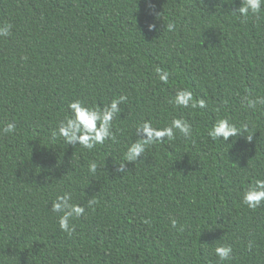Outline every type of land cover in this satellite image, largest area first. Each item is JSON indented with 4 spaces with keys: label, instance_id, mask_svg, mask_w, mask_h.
<instances>
[{
    "label": "trees",
    "instance_id": "1",
    "mask_svg": "<svg viewBox=\"0 0 264 264\" xmlns=\"http://www.w3.org/2000/svg\"><path fill=\"white\" fill-rule=\"evenodd\" d=\"M240 6L0 0V26L11 25L0 37V129L16 126L0 134V264H264V204L241 199L264 179V106L245 101L264 96V6L247 17L233 14ZM182 88L207 106L174 107ZM122 95L115 141L87 150L53 138L70 102L103 108ZM175 118L192 125L190 138L177 131L124 159L138 125ZM224 118L247 125L245 136L213 142L208 131ZM65 193L85 207L71 236L51 211ZM221 246L232 248L228 261L215 254Z\"/></svg>",
    "mask_w": 264,
    "mask_h": 264
},
{
    "label": "clouds",
    "instance_id": "2",
    "mask_svg": "<svg viewBox=\"0 0 264 264\" xmlns=\"http://www.w3.org/2000/svg\"><path fill=\"white\" fill-rule=\"evenodd\" d=\"M264 6V0H241V6L237 12L240 17H247L250 13L258 15ZM154 25H149L151 30ZM175 28L174 23L167 25V30L172 31ZM11 25L5 24L0 26V37L10 35ZM156 75L162 84H167L169 81V72L156 68ZM126 96H120L113 99L109 105L100 108L98 106H88L81 100H75L68 104L70 115L60 120L58 126L52 132L53 138H62L67 145L79 146L87 150H93L98 144H104L105 141H115V135L112 131L113 120L120 111L119 105L126 102ZM247 108L255 111L259 106H264V96L255 98L245 97ZM176 108H205L207 106L206 99H194L191 90L182 88L177 90L174 98L169 101ZM16 131L14 123L6 124L0 129V134H13ZM177 131L184 137L190 138L192 135V125L184 119L175 118L171 123L164 128H154L149 121L138 125L135 134L141 138L136 142H131L125 152L124 159L129 162H135L139 157L145 154L148 146L153 144L165 143L175 138ZM247 125L237 127L228 119L217 120L208 131V137L213 141H219L221 144L226 143L229 138L237 136H245ZM222 138V139H221ZM246 139L251 142L253 135L246 136ZM125 164H121L118 170H123ZM97 165L95 162L89 165L90 173H95ZM71 194L65 193L62 196H57L52 204L51 211L58 213L59 228L69 236L75 232L74 226L70 223L73 218H79L85 214V207L71 203ZM242 202L248 208L256 210L264 204V179H257L254 184L250 185L242 193ZM96 201L89 200L88 205L91 207ZM177 222L172 221V227L175 228ZM183 231V226L179 229ZM215 254L220 261H228L231 259V246H221L215 249Z\"/></svg>",
    "mask_w": 264,
    "mask_h": 264
}]
</instances>
